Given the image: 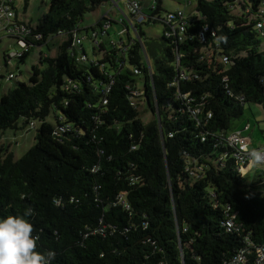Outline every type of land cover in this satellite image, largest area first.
Wrapping results in <instances>:
<instances>
[{"label":"trees","instance_id":"obj_1","mask_svg":"<svg viewBox=\"0 0 264 264\" xmlns=\"http://www.w3.org/2000/svg\"><path fill=\"white\" fill-rule=\"evenodd\" d=\"M102 1L49 0L35 29L45 41L65 32L58 56L0 96V130L22 119L35 131L18 160L0 150V218L32 207L37 250L54 251L52 264H223L243 237L263 244L264 170L238 173L225 142L245 103L264 108V42L245 6L196 0L201 20L178 41L154 0L135 25L140 40L125 51L100 44L96 60L83 49L76 61L72 32ZM245 4L253 12L264 0ZM155 22L161 35L146 37L142 25ZM182 70L194 77L170 86ZM231 215L239 231L226 233Z\"/></svg>","mask_w":264,"mask_h":264},{"label":"rangeland","instance_id":"obj_2","mask_svg":"<svg viewBox=\"0 0 264 264\" xmlns=\"http://www.w3.org/2000/svg\"><path fill=\"white\" fill-rule=\"evenodd\" d=\"M126 0H103L93 10L85 11L79 21L78 26L82 29L81 34L83 37L82 45L86 50L89 58H92V42L85 36L84 29L93 27L98 32L99 38L104 45L108 48L111 44L120 45L128 42L127 32L125 30V6ZM140 4L142 12L148 16L150 14V7L154 4V0H134ZM188 2V3H187ZM196 0H161L162 11L160 12L163 18L166 11L174 9H183L186 12L192 10L195 6ZM113 3H116L114 5ZM13 5L17 18L32 28H36L39 20L47 12L49 0H13ZM112 18L114 23L106 29L107 36L101 34L100 24L102 18ZM163 26L158 23H146L142 25V31L148 38H154L161 35ZM131 36H134L133 29L128 28ZM66 40V36L54 35L49 37L46 44L40 47H33L29 50L24 62H20L17 58H12L9 62H4V55L13 54L20 51L18 45L10 38H2L0 41V96L7 90L14 88L18 83H28L31 74V67L38 66L40 68L46 67V62L39 63L40 53L50 54L49 57L55 58L59 54V46ZM263 43L262 39L260 38ZM13 73L15 78L12 80L7 79V74ZM49 122H53V118L48 117ZM22 119L17 121V129L0 130V150H7L11 153L14 160L21 158L33 145L35 131L31 126L22 127ZM229 133L241 132L243 137L250 140L249 147L252 149H260L264 147V108L252 102H247L243 105L242 114L233 118L230 122ZM4 153V152H3ZM264 170V164L256 163L248 167L245 173L246 177L251 178L254 174ZM264 197V193H263Z\"/></svg>","mask_w":264,"mask_h":264},{"label":"built area","instance_id":"obj_3","mask_svg":"<svg viewBox=\"0 0 264 264\" xmlns=\"http://www.w3.org/2000/svg\"><path fill=\"white\" fill-rule=\"evenodd\" d=\"M114 1V0H111ZM224 1V0H223ZM227 3H231L233 6H236L238 8L241 7L243 4L245 8L243 9V14L246 15L247 19L250 21L255 22V27L257 31L260 34L261 39L264 42V5L258 7L255 11H251L250 7L247 6L246 0H225ZM155 4V2H154ZM152 5L150 8H155V5ZM126 11H125V18H126V25L125 30L127 32L128 36V42L123 43L120 42L119 46H116L117 44H111L107 40V43L110 44V47L118 48L119 50H126V47L129 43H131L133 40H140L139 36L137 35L135 25L142 24L144 22L148 21V17L146 16L140 7V4L137 1L134 0H126L125 1ZM164 20L167 25H169V30L166 31L165 35L166 37L169 36H177L178 41H182V33L185 31L186 26L188 25V22H192L194 20H201L200 16L196 12V10L193 8L189 12H186L183 9H176L170 12H166L164 15ZM102 21L99 24V28L101 31V34L107 36L106 29L111 26L112 19H106L105 17L102 18ZM131 27L134 32V36H131L128 32V28ZM208 28L207 26H202L201 30L199 31V39L200 41H205V33L207 32ZM78 30H74L72 32V47L77 48L75 59L76 61H86V56H83V48L82 45V34L81 32H77ZM56 35H62L66 36L65 32L58 31ZM85 36L89 38L92 42V58L93 60L100 59L101 52L99 51L96 56H94V49H97L100 44H104L99 38L98 32H96L94 29L90 30V32L86 31ZM10 38L12 39L20 48V51H16L13 54H9L8 56L4 55V62L5 65L7 62H9L12 58H20L25 53H28L30 49L37 46L40 47L43 44H46L49 37L45 41L43 39V35L36 31L35 28H32L30 25L26 24L25 22L19 20L17 18V14L13 9V0H0V41L2 38ZM52 37V36H50ZM130 39V40H129ZM86 51V50H85ZM40 58H47V55H40ZM177 60H179V55L176 57ZM228 57L222 56L221 57V63L227 64ZM143 63L144 65L151 70L150 62L147 60L145 55L143 54ZM135 74H140V71L138 69H134ZM191 77H194V75L191 76L190 73H187L186 71H178L177 80L170 84V86L178 85L179 80L188 81L191 79ZM15 78V75L13 73L7 74V79L12 80ZM106 92L108 91V87H106ZM133 95H138V93L134 92ZM182 98L189 102V98L187 95L183 94ZM141 99V98H140ZM137 100V99H135ZM105 104V101H103ZM32 126V124H31ZM65 128L60 127L58 131L60 133L64 132ZM204 140V137H201V141ZM225 142L228 147L233 149L232 156L235 159L236 162V170L241 175H244L248 167L252 164L260 163L264 164V159L260 161H255L251 153L253 151L260 152L262 156H264V147L260 149H252L249 147L250 140L246 137H243L241 135V132H234L229 134ZM191 174H193L191 172ZM234 215H231L226 221L222 223L224 227V231L226 233H233L238 232L239 228L238 225L234 222ZM182 231H185L183 228ZM180 233L179 227L176 228V234L178 235ZM179 236V235H178ZM180 247V243H179ZM223 264H264V243L263 244H254L249 239L248 236L242 238V245L237 248V250L233 253L231 258L224 262Z\"/></svg>","mask_w":264,"mask_h":264},{"label":"clouds","instance_id":"obj_4","mask_svg":"<svg viewBox=\"0 0 264 264\" xmlns=\"http://www.w3.org/2000/svg\"><path fill=\"white\" fill-rule=\"evenodd\" d=\"M255 161L264 159L260 152L251 153ZM59 204L60 202L54 201ZM34 215L32 207H27L23 215H8L0 218V264H52L56 253L52 250H37L36 229L26 217Z\"/></svg>","mask_w":264,"mask_h":264},{"label":"crops","instance_id":"obj_5","mask_svg":"<svg viewBox=\"0 0 264 264\" xmlns=\"http://www.w3.org/2000/svg\"><path fill=\"white\" fill-rule=\"evenodd\" d=\"M114 5H116V3H113ZM112 19V18H111ZM112 23H114V20L112 19V22H111V25H112ZM46 46H47V44H46ZM84 48V47H83ZM46 55H47V57H49L50 56V54H47V53H45ZM40 55L42 56V55H44L43 53H40Z\"/></svg>","mask_w":264,"mask_h":264}]
</instances>
